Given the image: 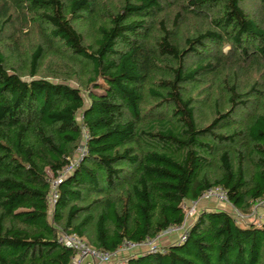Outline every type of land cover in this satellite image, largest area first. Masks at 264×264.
<instances>
[{"label":"trees","instance_id":"obj_1","mask_svg":"<svg viewBox=\"0 0 264 264\" xmlns=\"http://www.w3.org/2000/svg\"><path fill=\"white\" fill-rule=\"evenodd\" d=\"M173 6L170 27L157 16ZM98 7L0 0V264H71L59 231L110 252L156 239L211 187L239 211L264 197V0H121L100 23ZM28 23L43 39L19 69ZM112 264H264V212L203 209L181 239Z\"/></svg>","mask_w":264,"mask_h":264},{"label":"rangeland","instance_id":"obj_2","mask_svg":"<svg viewBox=\"0 0 264 264\" xmlns=\"http://www.w3.org/2000/svg\"><path fill=\"white\" fill-rule=\"evenodd\" d=\"M100 3V7H98V15H96V21L100 23L103 19L106 20L109 12L115 10L116 7L119 6L121 0H98ZM176 10V6L166 8L164 12H161L158 14L157 17H163L166 19V23L168 26L171 25L172 17L174 15V11ZM104 15H103V14ZM185 21L181 25V32L182 35H187L190 32L194 30L195 27L199 26V21L196 20V18H193L191 16H188L184 18ZM77 27L79 30H81L85 36L86 41H90L91 36L93 34V30L89 26H87V23L85 21H80L77 23ZM171 27V26H170ZM11 32V29L8 28L6 30L5 37L1 40L2 44H9V38H7V34ZM16 38H17V46H18V53L15 54L16 56H12L11 58V64L15 67L21 68V60L25 57V52L31 48L35 43H38L42 41L41 36V30L38 27V24L35 23H28V24H18L16 30ZM54 55L51 53L48 55L47 58H52L54 61H58L60 63V58L56 56V53L53 51ZM18 57V58H17ZM47 63V62H46ZM44 64L45 68L42 66L40 71L44 73L46 71V65ZM45 69V70H44ZM70 83H72L70 81ZM192 95L195 97V101H200L202 99L207 100L209 102V99L207 97V94L209 90H205L206 87H203V85H199L198 88H190ZM215 94V90L209 92V94ZM207 98V99H206ZM201 111L198 114L199 119H201L202 122H208L212 118V112L211 108L206 105L204 108H199ZM82 144V142H81ZM80 144V145H81ZM81 150V146L78 147L77 151ZM76 158V157H74ZM184 210L186 212L185 216V223L178 227H173L171 229H168L162 233L155 239L152 240L149 244L142 245L138 249H127L123 248L121 251H118L117 254L112 258V261L110 264L117 262L121 259H124L128 255H132L139 251H146L149 249L152 245H156L157 247H163L168 245L169 243L179 240L182 237V234L187 228V225L191 220L195 218L197 214H199L203 209H222L228 213H230L240 224H247V223H259L261 221V212L264 211V200L258 199L254 201V203L251 205V207L247 211H239L235 209L231 204H229L226 201H220L215 197H205L202 195L198 200L195 202L192 201H185L184 204Z\"/></svg>","mask_w":264,"mask_h":264},{"label":"built area","instance_id":"obj_3","mask_svg":"<svg viewBox=\"0 0 264 264\" xmlns=\"http://www.w3.org/2000/svg\"><path fill=\"white\" fill-rule=\"evenodd\" d=\"M69 169V166L63 169V173L67 172ZM56 181L54 180L53 186L55 185ZM203 195L205 197H215L220 201H226L227 195L224 189L220 186H215L207 189ZM55 197V193L52 192L48 197V202L52 203ZM264 200V197L262 198ZM195 202V201H192ZM186 216V212H185ZM185 223V220L183 221L182 225ZM181 226V225H180ZM184 234V233H183ZM182 234V237H183ZM181 237V238H182ZM180 238V239H181ZM152 240L155 239H146L139 243H134L125 240L114 252H110L103 249H98L96 247H93L86 243V241L79 237L78 235L74 233H66L63 231H59L58 233V241L62 243L63 245L71 248L74 251V256L72 257L71 264H110L112 262V258L117 254L118 251H121L123 248L127 249H138L142 245L149 244ZM156 245H152L147 250H154L156 249Z\"/></svg>","mask_w":264,"mask_h":264},{"label":"crops","instance_id":"obj_4","mask_svg":"<svg viewBox=\"0 0 264 264\" xmlns=\"http://www.w3.org/2000/svg\"><path fill=\"white\" fill-rule=\"evenodd\" d=\"M263 212H264V211H263ZM263 212H261V214H260V215H262V213H263Z\"/></svg>","mask_w":264,"mask_h":264}]
</instances>
